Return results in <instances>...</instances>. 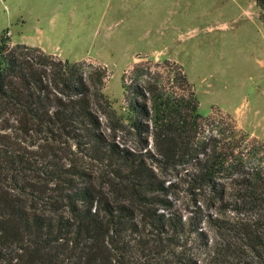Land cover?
Wrapping results in <instances>:
<instances>
[{"label": "trees", "instance_id": "trees-1", "mask_svg": "<svg viewBox=\"0 0 264 264\" xmlns=\"http://www.w3.org/2000/svg\"><path fill=\"white\" fill-rule=\"evenodd\" d=\"M155 76L119 114L106 71L0 36V264H264L262 144Z\"/></svg>", "mask_w": 264, "mask_h": 264}, {"label": "rangeland", "instance_id": "rangeland-1", "mask_svg": "<svg viewBox=\"0 0 264 264\" xmlns=\"http://www.w3.org/2000/svg\"><path fill=\"white\" fill-rule=\"evenodd\" d=\"M1 35L106 71L104 92L119 114L124 86L158 75L180 94L181 73L206 121L233 124L264 157V0H0ZM118 140L139 149L131 132ZM177 199L191 209L184 191Z\"/></svg>", "mask_w": 264, "mask_h": 264}]
</instances>
